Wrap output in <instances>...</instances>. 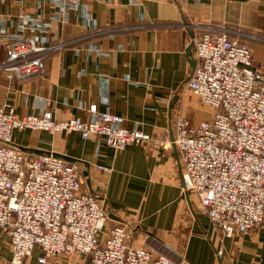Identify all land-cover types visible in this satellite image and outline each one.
<instances>
[{"label": "crops", "instance_id": "0c3cea01", "mask_svg": "<svg viewBox=\"0 0 264 264\" xmlns=\"http://www.w3.org/2000/svg\"><path fill=\"white\" fill-rule=\"evenodd\" d=\"M71 1L63 20L54 0H0V33L31 35L43 46L65 44L45 60L40 76L18 83L0 73V108L18 116L53 108L58 120L89 121L94 105L122 116L125 129L167 140L179 117L191 129L213 118L186 85L195 65L191 40L205 27L227 30L249 46L254 68L264 67V0ZM4 57L0 43V62ZM12 144L29 157L51 152L80 164L84 188L102 198L108 225L130 227L134 248L157 242L189 264H264V226L223 238L196 195L183 189L174 148L115 151L98 136L27 129L14 130ZM8 242L0 228V264L11 261ZM39 256L34 250L24 264H40ZM44 264H90V256L58 255Z\"/></svg>", "mask_w": 264, "mask_h": 264}, {"label": "built area", "instance_id": "2783aa9c", "mask_svg": "<svg viewBox=\"0 0 264 264\" xmlns=\"http://www.w3.org/2000/svg\"><path fill=\"white\" fill-rule=\"evenodd\" d=\"M54 1L64 20L73 2ZM191 42L195 65L186 85L213 110V118L191 129L179 117L170 139L125 129L122 116L98 112L94 105L89 121L58 120L53 108L28 116L0 108V228L9 235V264H24L36 249L40 264L58 255H88L90 264H189L157 242L132 247L130 227L108 225L102 198L84 188L80 164L51 152L29 157L12 144L14 130L75 132L82 140L98 136L115 151L147 144L174 148L183 189L196 195L223 238L264 226V67L254 68L249 46L227 30L207 26ZM0 43V73L18 83L42 75L45 60L65 45L43 46L34 36L14 32H1Z\"/></svg>", "mask_w": 264, "mask_h": 264}, {"label": "water", "instance_id": "95a60500", "mask_svg": "<svg viewBox=\"0 0 264 264\" xmlns=\"http://www.w3.org/2000/svg\"><path fill=\"white\" fill-rule=\"evenodd\" d=\"M22 152H25L26 150H23V149H21V148H19ZM40 154H44V153H37L36 152V155H40ZM56 156V155H55ZM57 157H59V156H57Z\"/></svg>", "mask_w": 264, "mask_h": 264}]
</instances>
